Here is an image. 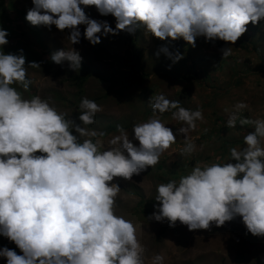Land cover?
<instances>
[{
  "label": "clouds",
  "instance_id": "clouds-1",
  "mask_svg": "<svg viewBox=\"0 0 264 264\" xmlns=\"http://www.w3.org/2000/svg\"><path fill=\"white\" fill-rule=\"evenodd\" d=\"M32 4L25 17L30 25L69 30L71 48L50 59L58 65L68 62L73 71L82 63L72 47L80 43L79 26L85 27L83 36L93 46L101 42V35L131 33L142 25L162 41L183 38L195 47L198 37L235 44L247 25L264 20V0H32ZM90 6L101 16H113L115 30L86 15ZM8 35L0 28V49L8 44ZM160 51L174 63L183 58L173 57L167 48ZM222 53L226 58L232 48ZM25 63L22 50L19 54L0 50V236L22 253L5 247L0 257L7 264H144L145 248L135 226L115 213L121 189L114 178L131 181L157 165L162 153L177 142L159 118L166 112L184 125L177 131L185 139L183 153H194L190 133L204 121L203 110L185 108L163 94L151 97L153 117L132 128L139 146L124 126L117 125L119 134L101 151L100 138L107 134L82 125L95 124L103 108L83 98L81 123L76 124L38 95L23 98L12 85L28 90L32 84L28 68H40L36 62L28 67ZM247 108L246 103H237L227 120L230 128L238 119L241 126L253 125L244 137L245 146L231 148L229 162L198 165L179 182L158 185L159 207L148 220L166 219L169 227L179 221L194 231L209 229L213 222L221 227L240 217L248 233L264 237V118H241L238 114ZM164 260L162 253L155 254L151 264Z\"/></svg>",
  "mask_w": 264,
  "mask_h": 264
},
{
  "label": "rangeland",
  "instance_id": "rangeland-1",
  "mask_svg": "<svg viewBox=\"0 0 264 264\" xmlns=\"http://www.w3.org/2000/svg\"><path fill=\"white\" fill-rule=\"evenodd\" d=\"M4 2L5 6H9L7 14L12 25L8 23L7 27L15 29L8 40L20 41L17 47L22 45L21 42L28 43L30 52H35L44 41L49 42L53 53L71 48L67 39L69 30L61 32L54 25L50 28L32 26L26 21L27 12L33 7L32 0ZM85 12L91 19L106 21L115 30L116 20L113 16H101L94 6L85 8ZM79 27L80 43L72 47L80 53L82 59L90 63L93 70L105 77L122 79L128 69L119 65L116 59L127 57L135 45L142 55L149 77L140 86L128 89L118 86L112 91L111 97L106 98L109 84L95 77L84 85L83 93L79 94L78 88L70 84L71 75L77 71L71 70L68 62L62 65L54 63L53 69L40 65V68H28V78L32 81L28 90H24L18 83L12 85L23 98L31 99L38 95L59 112L66 113L76 124L81 123L78 119L81 100H93L103 111L96 114L95 124L82 126L106 132L110 125H122L136 146H139V142L133 139L132 128L134 124L147 122L153 117L151 97L163 94L170 100H178L185 108L203 110L204 121L198 122L197 129L190 133V139L196 145L194 153H183L185 139L183 134L177 135V131L184 125L174 120L171 112H166L159 115V118L172 129L177 142L162 153L157 165L149 167L140 175H134L131 181L114 178L113 183H117L121 189L115 213L135 226L137 238L145 248L144 264H151L153 255L160 253L165 256L164 264H252L253 260L256 264H264V238L254 241L253 236L247 234L240 217L221 227H216L213 222L209 229L194 231H189L179 221L174 227H169L166 219L160 222L147 219L159 207L155 201L158 185L172 180L179 182L181 177L190 174L198 165L204 167L229 162L230 149L245 146L244 137L254 130L253 125L241 126L238 119L235 128L227 127L228 117L234 112L237 103L248 105L247 109L238 114L241 118H264V20L255 26L251 23L247 25L245 38L241 36L235 44L227 43L224 47L219 46L218 40L206 42L204 37L196 38L195 47L189 44L185 54L188 57L186 65L180 69L182 74L193 69L200 72V77L190 82L175 78L177 69L173 59L160 51L176 42H186L183 38L175 41L167 38L162 41L148 33L144 26L137 25L131 33L122 30L116 35H101V42L93 46L83 36L85 27ZM37 30L41 31L40 37L35 35ZM242 39L247 42L246 48L240 46L239 40ZM101 47L107 48L112 57L106 52H99ZM228 47L232 48V54L223 58L222 49ZM11 48L12 44L0 50L5 54H13ZM173 53V57L177 55ZM118 134L107 133L100 138L103 145L101 151L109 146L107 140ZM152 204L155 206L150 207ZM149 209L150 212L146 213ZM0 264H7L6 259L0 257Z\"/></svg>",
  "mask_w": 264,
  "mask_h": 264
},
{
  "label": "trees",
  "instance_id": "trees-1",
  "mask_svg": "<svg viewBox=\"0 0 264 264\" xmlns=\"http://www.w3.org/2000/svg\"><path fill=\"white\" fill-rule=\"evenodd\" d=\"M5 0H0V28H2L3 30H6L9 35L6 37V39L8 40V38L12 36V32L15 30L14 28L11 29L12 25H11V18L10 16L7 14L8 12V8L9 6H5ZM11 2V1H10ZM11 6V4H10ZM10 24L11 27H7V24ZM33 30H36L34 27H32ZM35 35L40 37L41 36V31L37 30L35 32ZM245 34L242 35V37L245 38ZM176 42L173 46H170L168 48L169 52L174 54L173 52H175L176 54L182 55L183 58L180 59L178 62H175L174 65L177 69L175 78H177L179 81H185V82H190L192 80L197 79L198 77H200V72H197L195 69H193L191 72L186 71V73L182 74L180 73V69L182 67H184L186 65V60H187V56L185 54H187L188 50H189V44L187 42ZM240 42V46L246 48V41L239 40ZM20 43V41H16V39H12V41L8 40V44L6 45V47H11L12 44V48L11 50L13 51V54H19L20 51H23V55L26 58V63L25 65H29L32 62H36L39 65H45L48 66L50 69L54 68V62L51 61L50 57L53 53V51L51 50L52 47L50 44H48L47 42L45 43L44 41L41 42V44L38 46V51L35 52H30L31 48H29V44L28 43H22V45L24 46H20L17 47L18 44ZM227 43L229 42H224V41H220L218 40V44L220 47H224ZM5 51H7V49H5ZM99 52H106V54L109 57L111 56V53L107 50V48L105 47H101L98 50ZM142 55L141 53L135 48V45L132 47V50L130 52H128L127 57L125 58H119L116 59V62L121 65L122 67L128 69V72L126 71L124 73V76L122 77V79H117L115 77H105L104 75H102L99 72H96L95 70L92 69L90 63L84 59H82V63H81V67L79 69V71H77L76 74H72L70 77V84L72 86H75L78 88V93L81 94L84 91V85L86 83H88V81L91 78H98L99 80H101L103 83H107L109 84L108 86V90L106 93V98H110L112 91L118 87V86H122L123 89H128L131 86H140L142 85L145 80L149 77V74L147 73L145 66L143 65V61H142ZM178 73V74H177ZM22 86V85H21ZM30 88V87H29ZM123 91V90H122ZM61 100L65 101V99L60 98ZM100 98H97V100H99ZM116 125H110L107 129V131L105 132L107 133H118L116 131ZM220 164V162H219ZM145 202H142V204H144ZM155 204L150 205V207H154ZM149 210H146V213H149ZM246 230V229H245ZM248 235L250 233H247ZM260 238V239H259ZM264 237H254L253 236V240H261ZM253 241V242H254ZM7 247L10 250H14L17 252L18 255H22V253L20 252L19 248H17V246L13 243L10 242L8 239H6L3 236H0V249H3Z\"/></svg>",
  "mask_w": 264,
  "mask_h": 264
}]
</instances>
